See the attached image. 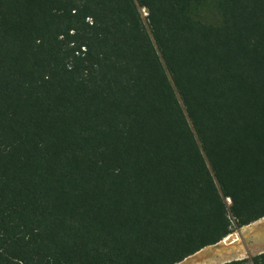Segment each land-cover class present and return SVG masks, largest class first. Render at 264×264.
I'll list each match as a JSON object with an SVG mask.
<instances>
[{
    "label": "trees",
    "instance_id": "obj_1",
    "mask_svg": "<svg viewBox=\"0 0 264 264\" xmlns=\"http://www.w3.org/2000/svg\"><path fill=\"white\" fill-rule=\"evenodd\" d=\"M262 218L264 0H0V264H179Z\"/></svg>",
    "mask_w": 264,
    "mask_h": 264
},
{
    "label": "rangeland",
    "instance_id": "obj_2",
    "mask_svg": "<svg viewBox=\"0 0 264 264\" xmlns=\"http://www.w3.org/2000/svg\"><path fill=\"white\" fill-rule=\"evenodd\" d=\"M198 13L209 21H217L212 4L197 6ZM264 252V218L233 232L215 246L205 248L180 264H222L231 260L250 259Z\"/></svg>",
    "mask_w": 264,
    "mask_h": 264
},
{
    "label": "crops",
    "instance_id": "obj_3",
    "mask_svg": "<svg viewBox=\"0 0 264 264\" xmlns=\"http://www.w3.org/2000/svg\"><path fill=\"white\" fill-rule=\"evenodd\" d=\"M226 238H227V237H226ZM226 238H225V239H226ZM216 245H217V244H216ZM214 246H215V245H214ZM210 247H212V246H210ZM207 248H208V247H207ZM203 250H204V249H203ZM179 264H180V263H179Z\"/></svg>",
    "mask_w": 264,
    "mask_h": 264
}]
</instances>
